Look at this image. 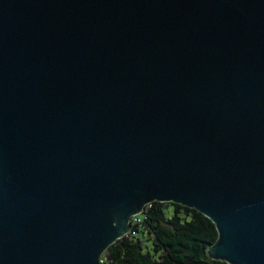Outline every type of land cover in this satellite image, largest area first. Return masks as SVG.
Instances as JSON below:
<instances>
[{
  "label": "water",
  "instance_id": "water-1",
  "mask_svg": "<svg viewBox=\"0 0 264 264\" xmlns=\"http://www.w3.org/2000/svg\"><path fill=\"white\" fill-rule=\"evenodd\" d=\"M152 201L264 264V0H0V264H98Z\"/></svg>",
  "mask_w": 264,
  "mask_h": 264
},
{
  "label": "trees",
  "instance_id": "trees-1",
  "mask_svg": "<svg viewBox=\"0 0 264 264\" xmlns=\"http://www.w3.org/2000/svg\"><path fill=\"white\" fill-rule=\"evenodd\" d=\"M131 220L129 231L110 244L98 264H228L213 259L214 223L198 210L171 201H152Z\"/></svg>",
  "mask_w": 264,
  "mask_h": 264
},
{
  "label": "built area",
  "instance_id": "built-area-1",
  "mask_svg": "<svg viewBox=\"0 0 264 264\" xmlns=\"http://www.w3.org/2000/svg\"><path fill=\"white\" fill-rule=\"evenodd\" d=\"M140 213V212H139ZM138 213V214H139ZM138 214H136V215H133L132 217H131V220H136V221H138L139 219H138ZM131 220H130V224H131Z\"/></svg>",
  "mask_w": 264,
  "mask_h": 264
}]
</instances>
